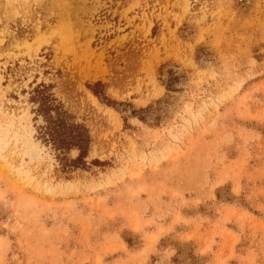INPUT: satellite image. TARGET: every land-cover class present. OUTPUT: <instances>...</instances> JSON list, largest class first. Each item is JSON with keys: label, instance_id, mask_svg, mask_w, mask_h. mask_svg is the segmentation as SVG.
I'll return each mask as SVG.
<instances>
[{"label": "rangeland", "instance_id": "1", "mask_svg": "<svg viewBox=\"0 0 264 264\" xmlns=\"http://www.w3.org/2000/svg\"><path fill=\"white\" fill-rule=\"evenodd\" d=\"M0 264H264V0H0Z\"/></svg>", "mask_w": 264, "mask_h": 264}, {"label": "trees", "instance_id": "2", "mask_svg": "<svg viewBox=\"0 0 264 264\" xmlns=\"http://www.w3.org/2000/svg\"><path fill=\"white\" fill-rule=\"evenodd\" d=\"M50 88L51 86L46 84L37 85L33 88L29 100L35 106L33 113L36 120L41 119L37 126L38 136L56 152L63 169L66 170L84 164L89 136L83 126L72 121ZM70 150L78 151L73 160L66 156Z\"/></svg>", "mask_w": 264, "mask_h": 264}, {"label": "bare ground", "instance_id": "3", "mask_svg": "<svg viewBox=\"0 0 264 264\" xmlns=\"http://www.w3.org/2000/svg\"><path fill=\"white\" fill-rule=\"evenodd\" d=\"M144 253V252H143Z\"/></svg>", "mask_w": 264, "mask_h": 264}]
</instances>
